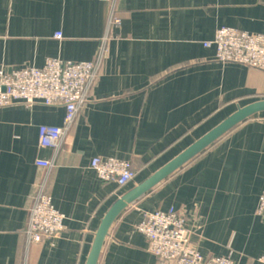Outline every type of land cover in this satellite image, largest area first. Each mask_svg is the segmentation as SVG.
I'll return each instance as SVG.
<instances>
[{
    "label": "crops",
    "instance_id": "obj_1",
    "mask_svg": "<svg viewBox=\"0 0 264 264\" xmlns=\"http://www.w3.org/2000/svg\"><path fill=\"white\" fill-rule=\"evenodd\" d=\"M110 6L101 0H0V70L42 69L50 59L96 60ZM121 25L107 42L88 102L59 153L39 145L41 126L62 127L63 106L0 108V264H87L102 221L123 196L252 104L264 72L222 64L204 44L221 28L264 35V0H116ZM61 33L62 39L55 35ZM94 158L131 164L124 187L102 181ZM38 161H54L51 171ZM65 216L59 237L29 244L39 184ZM264 112L240 124L129 205L98 264H156L137 231L145 213L177 210L205 258L262 264Z\"/></svg>",
    "mask_w": 264,
    "mask_h": 264
},
{
    "label": "built area",
    "instance_id": "obj_2",
    "mask_svg": "<svg viewBox=\"0 0 264 264\" xmlns=\"http://www.w3.org/2000/svg\"><path fill=\"white\" fill-rule=\"evenodd\" d=\"M110 6L107 32L102 40L97 58L91 62H72L50 59L42 69L26 68L8 72L0 70V108L23 104L32 108L36 104L63 106L66 109L62 127L41 126L39 145L59 153L78 114L88 102L90 93L100 77L103 62L108 54L107 42L113 31L121 25L116 15V0H101ZM58 40L62 34L55 35ZM205 48L216 49V60L222 64H240L264 72V35H252L231 28H221ZM37 165L51 171L54 161H38ZM91 169L104 182H114L120 187L135 178L130 163L115 158H94ZM46 180L38 186L30 209L26 236L29 244H38L59 237L65 229V216L53 206L45 192ZM257 215L264 218V192L260 198ZM155 256L156 264H236L231 257L205 258L192 242L186 219L174 208L167 212L145 213L137 226ZM264 264V256L260 258Z\"/></svg>",
    "mask_w": 264,
    "mask_h": 264
},
{
    "label": "water",
    "instance_id": "obj_3",
    "mask_svg": "<svg viewBox=\"0 0 264 264\" xmlns=\"http://www.w3.org/2000/svg\"><path fill=\"white\" fill-rule=\"evenodd\" d=\"M264 112V101L252 104L244 109L239 110L236 114L231 116L184 153L178 156L175 160L157 172L154 176L148 179L139 187L135 188L123 198H121L108 212L102 224L96 234L95 241L92 247L87 264H98L102 249L104 247L108 233L117 220V218L122 214L126 208L136 202L138 199L146 195L148 192L153 190L167 178L172 176L174 173L179 171L182 167L187 165L206 149L212 146L220 138L228 134L231 130L254 117L257 114Z\"/></svg>",
    "mask_w": 264,
    "mask_h": 264
}]
</instances>
